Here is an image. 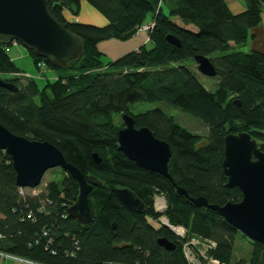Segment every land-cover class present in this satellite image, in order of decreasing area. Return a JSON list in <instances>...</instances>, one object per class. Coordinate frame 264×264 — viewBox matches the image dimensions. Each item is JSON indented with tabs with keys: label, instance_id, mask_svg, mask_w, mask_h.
<instances>
[{
	"label": "trees",
	"instance_id": "obj_1",
	"mask_svg": "<svg viewBox=\"0 0 264 264\" xmlns=\"http://www.w3.org/2000/svg\"><path fill=\"white\" fill-rule=\"evenodd\" d=\"M82 1L47 0L53 19L81 37L85 48L82 57L64 69L27 51L37 71L41 60L47 71H66L54 81L47 79L43 87L39 77L24 76L26 72L15 66L6 51L10 44H0V77L19 87L18 92L0 87V124L12 134L48 141L85 177L101 182L87 199L92 221L79 225L67 214L79 192L77 182L64 171L36 197L19 195L10 157L0 150V250L37 264H188L182 242L153 210L154 196L162 195L167 221L184 227L188 238L214 241L210 256L231 264L240 232L211 209L192 205L176 187L219 207L242 200L238 188L225 186L223 140L244 132L264 152V53L233 49L246 43L249 29L264 18V0H244L239 14L231 13L224 0H85L107 19L103 27L66 19L64 11L76 16ZM150 19L153 29L147 45L107 64L102 61L99 43L127 42ZM191 25L196 31L185 28ZM170 34L180 41L179 48L167 43ZM196 54L216 68L211 78L217 79L215 90L204 88L192 69ZM141 102H165L188 113L207 127V138L182 127L160 107L133 113L130 106ZM123 112L134 118L137 128H149L170 145L167 167L176 187L118 151L116 135L122 123L115 119ZM92 153L98 154L100 164ZM123 187L143 201L142 213L123 206L115 191ZM158 238L175 243L176 249L165 250ZM251 245L249 264H264V246Z\"/></svg>",
	"mask_w": 264,
	"mask_h": 264
},
{
	"label": "water",
	"instance_id": "obj_2",
	"mask_svg": "<svg viewBox=\"0 0 264 264\" xmlns=\"http://www.w3.org/2000/svg\"><path fill=\"white\" fill-rule=\"evenodd\" d=\"M165 38L170 46L180 47L177 37L170 34ZM13 42L22 44L27 51H32L38 58L47 59L59 69L78 61L85 48V41L81 37L53 19L47 8V0H0V44L9 46ZM193 58L201 76L215 78L216 68L208 58L197 54ZM0 87L9 92L19 91L13 82L2 77ZM234 103L240 106L239 100ZM121 119L124 127L116 135L118 151L138 168L157 173L169 179L176 187L167 167L172 157L170 145L152 135L149 128H137L134 118L125 112L121 114ZM223 143L224 158L221 165L227 178L225 186L238 188L242 200L219 207L209 205L202 196L190 197L184 188L176 187L177 192L195 207H205L216 212L243 236L264 246V152L259 150L251 135L244 132L228 134ZM0 150L9 155L19 187L37 188L47 170L58 167L70 174L77 182L79 195L68 209V214L79 225L92 221L87 199L92 188L100 186L101 182L92 175L86 178L82 171L65 160L58 148L48 141H34L12 134L0 124ZM92 159L95 164L101 162L97 153H92ZM115 191L128 210L143 212V201L132 191L124 187ZM157 243L167 251L176 249L175 243L166 238H158Z\"/></svg>",
	"mask_w": 264,
	"mask_h": 264
},
{
	"label": "rangeland",
	"instance_id": "obj_3",
	"mask_svg": "<svg viewBox=\"0 0 264 264\" xmlns=\"http://www.w3.org/2000/svg\"><path fill=\"white\" fill-rule=\"evenodd\" d=\"M85 2H87V1H85ZM79 13H80V9L78 11V14L76 16H73V17H78ZM150 20H152V19H150ZM172 21L174 23H176L177 25H179V26H184L182 24V22L179 20V18H172ZM86 24L93 25V26L96 25V24H91V23H86ZM148 24H146L144 26H147ZM96 26L103 27V26H100V25H96ZM185 28L187 30H190L191 32L192 31H196L195 26H192V25L191 26H185ZM138 33H145V34L142 35V36H138ZM147 34H148V31H144V30L142 31V29H139L138 32L133 37L129 38V43H127L126 45L130 44L128 46H132L134 43H138L140 40L143 42L145 39L146 40L142 43V45H147L149 43V39H148V35ZM145 35H146V38H145ZM135 36H138V37H136L137 39L134 38ZM108 41L109 40H106L105 42H101V43L98 44V48L100 47L98 50H100L103 53L102 61L105 64H107V62L116 60L117 57H121V56H123V55H125V54H127L129 52V51H125L124 49H123V51H120L118 49L117 50H112V51L106 49V51H102V50H104L102 48V45H104ZM114 41H120V40H114ZM128 46H127V48H128ZM250 48H251L250 47V40L248 38L246 43L235 45V48L233 50L234 51H242L243 53H246V52L251 51ZM135 50H137V49H135ZM6 51H7L8 55H10L11 58L13 59V61L15 63V66H17V68L27 72L30 76H36V77L40 78V80L38 79L39 80L38 84L41 87H43V84H45L47 79H49L50 81L51 80L54 81V78H56L57 75H60V74L63 75L64 72H66L65 70L64 71H59V70H56V69L47 71V69H48L47 66L48 65H46L45 62H44V65H45L44 67H46L45 68L46 70L41 72L40 69H38V71H37L35 65L33 64L32 55H29V53L22 46V44L13 42L6 49ZM216 55H218V53H214L213 56H216ZM42 61H44V60H41V62ZM38 62H40V61H38ZM192 69H194L196 71L198 79H200V82L202 83L204 88H206L208 90H215V84L217 82V79H211V78H208V77H205V76L204 77L201 76L199 74V72L197 71V69H196V64L195 65L193 64ZM2 77H6V76H2ZM155 107H160L162 110L165 111V113H167L168 115H171L173 118H175V121L177 123H179L182 127L187 128L190 132L195 133V134L197 133V134L201 135L203 138H207L208 129L202 122H200L196 118L194 119L193 117H191L186 112H182V111H180V110H178V109H176L174 107L173 108L169 107L167 104H165V102H162V103L161 102L160 103L157 102V103H152V104L142 103L141 102V104L131 105L130 106V110L133 113L137 114V113H141V112H144V111H147V110H152V108H155ZM115 120L118 121V122H119V120H121L122 127H120V128L124 127L122 119H121V116H120V118L116 117ZM61 171L62 170L59 167L56 168V169L47 170V172L42 177L43 185L46 186L51 181L60 180V178L62 176V172ZM190 238H195L198 241L199 247H203V246L208 245V244L211 243L210 240H206V239H202V238L199 239V238H196L195 236H190ZM235 239H236V241H235L234 246H233L234 254H233V257H232V260H231L232 261L231 264H249L250 263L249 259H250L251 255H252V251H253L252 245H251L252 241L250 239L246 238V237H243V235H242V237L240 235H238V236H236ZM211 252H212V250H210L209 255H210ZM10 261L16 262L14 260H10ZM16 263H22V262H16Z\"/></svg>",
	"mask_w": 264,
	"mask_h": 264
},
{
	"label": "built area",
	"instance_id": "obj_4",
	"mask_svg": "<svg viewBox=\"0 0 264 264\" xmlns=\"http://www.w3.org/2000/svg\"><path fill=\"white\" fill-rule=\"evenodd\" d=\"M262 16L264 17V8L261 10ZM140 29L142 31H149L153 29V23L150 22L147 26H143ZM44 61L37 62V67L40 69L41 72L46 70L44 67ZM24 76H26L24 74ZM47 186V185H46ZM45 185L40 184L37 186V188H28L26 192L23 190V188H20L18 190L19 195L21 196H37L44 192ZM49 200H45V203H48ZM154 211H157L160 214H163L166 211V200L163 198L162 195H156L154 197ZM164 223L168 226L167 221L163 219ZM170 229L175 233L177 236L178 241L184 240L186 236V231L181 227H173L169 225ZM216 246V243L214 241H211L210 244L205 245L203 247H199L198 241L195 238H189L185 239L182 244V252H184V256L188 264H225L224 262L218 261L213 256L211 257L209 255L210 250L214 249ZM23 258V257H22ZM20 256H16L12 253H6L2 250H0V264L4 262H8L10 260H14L16 262H22V263H31L33 261H27L25 259H22ZM35 263V262H34ZM37 264V263H36Z\"/></svg>",
	"mask_w": 264,
	"mask_h": 264
},
{
	"label": "crops",
	"instance_id": "obj_5",
	"mask_svg": "<svg viewBox=\"0 0 264 264\" xmlns=\"http://www.w3.org/2000/svg\"><path fill=\"white\" fill-rule=\"evenodd\" d=\"M224 1L225 3H227L230 12L233 14H239L243 12L246 6V3L244 2V0H224ZM79 9H80V13L78 17H73V15L71 16L69 11H64V15L66 19L71 22L78 21L83 24L91 23V24H96L100 26H104L105 24L108 23L107 19H104V17L100 13H98L95 9L91 8L87 4V2H85L84 0L83 2H81ZM144 34L145 33H138V36H142ZM248 34H249L248 38L250 40V47H251L250 49L255 50V51L258 50L264 53V19H262L255 27L249 29ZM138 36H135L134 38L137 39L136 37ZM145 38H146V35H145ZM143 42L140 40L138 43H134L132 46H128L130 44L128 45L126 44L129 43V40L127 42L109 40L104 45H102V48L104 49L102 51H106V49L110 51L117 50V49L120 51H123V49L125 51H132V50L138 49V47L141 46ZM229 45L232 46L233 44L230 43ZM1 264H27V263H16L13 261H8V262H4Z\"/></svg>",
	"mask_w": 264,
	"mask_h": 264
},
{
	"label": "bare ground",
	"instance_id": "obj_6",
	"mask_svg": "<svg viewBox=\"0 0 264 264\" xmlns=\"http://www.w3.org/2000/svg\"><path fill=\"white\" fill-rule=\"evenodd\" d=\"M57 1V0H56ZM5 152V151H4ZM89 177V176H88ZM87 178V177H86ZM48 203H50V201H48ZM70 207H68V209H69ZM67 214H68V210H67ZM91 223V222H90ZM89 223V224H90ZM87 225V224H86ZM182 227V226H181ZM22 258V257H21ZM22 259H24V258H22ZM25 260H27V259H25ZM27 261H31V260H27ZM27 263V262H26ZM27 264H29V263H27ZM30 264H36V263H34V262H31Z\"/></svg>",
	"mask_w": 264,
	"mask_h": 264
}]
</instances>
